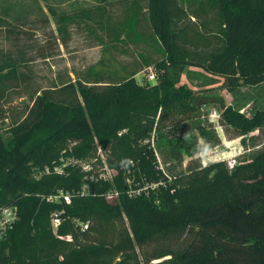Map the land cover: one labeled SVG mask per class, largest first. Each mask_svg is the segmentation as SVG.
Instances as JSON below:
<instances>
[{
	"label": "trees",
	"instance_id": "obj_1",
	"mask_svg": "<svg viewBox=\"0 0 264 264\" xmlns=\"http://www.w3.org/2000/svg\"><path fill=\"white\" fill-rule=\"evenodd\" d=\"M129 8L134 18L105 28L112 40L123 41L125 33L135 46L151 41L162 53L154 62L155 83L136 79L151 67L145 59L149 67L138 65L127 76L59 78L36 87L11 139L0 132V203L18 206L17 219L0 236V264H264V147L234 168L224 160L197 163L193 157L222 138L203 112L205 96L181 81L191 66L223 78L234 95L231 104L221 103L224 131L233 129L232 138L244 143L262 132L264 0H130ZM7 12L0 13V30L16 50L0 45V115L30 79L24 67L60 51L54 38L29 56ZM67 19L58 20L64 46ZM249 96L254 102L242 111L240 101ZM152 140L179 172H165ZM99 146L117 170L112 183L92 180L85 192L81 167L55 170L62 153L88 159ZM128 176L163 183L131 193ZM55 213L63 218L56 233ZM124 214L134 241L121 232ZM150 243L157 247L143 260L137 246Z\"/></svg>",
	"mask_w": 264,
	"mask_h": 264
},
{
	"label": "rangeland",
	"instance_id": "obj_2",
	"mask_svg": "<svg viewBox=\"0 0 264 264\" xmlns=\"http://www.w3.org/2000/svg\"><path fill=\"white\" fill-rule=\"evenodd\" d=\"M182 1L185 3L186 0ZM129 6L130 0H0V13L4 10L8 11V19L13 22L17 30L20 46L28 52L29 56H35L34 58H36L40 52L45 51L44 46L47 45L46 41L48 39L53 40L56 38L55 44L60 46V51L57 49L51 50L54 53L53 57L46 60L42 58L35 59L29 63V67H24V70L30 75V79L22 88L15 91L17 93L12 94L14 96L11 103L6 104L5 113L0 115V132L7 140L12 138V127L16 121L22 119L27 104L31 103L30 95L38 86H52L59 78L68 80L70 76L73 80H76L91 73L114 71L127 76L138 65L143 64V69L149 67L145 60L151 64V68L156 69L154 62L162 57V53L158 52L151 41L146 43L141 40L140 46L137 47L131 43V38L126 37L125 33H123V41L112 40L113 31L109 35L108 30L105 28L107 23L114 26V24L128 22L131 19L128 14L132 11ZM100 12H102V15ZM62 17L68 18L64 22L67 29L65 46L62 44V36L58 32V20ZM4 35L5 33L0 30V45L6 49L12 47V42L5 40ZM12 49L16 50L14 47ZM47 52H50V50H47ZM136 78L140 79L141 76ZM155 81L156 79L150 84L155 83ZM181 81L191 86L197 95L205 96L204 98L209 103L203 106V112L214 122L222 138L220 145L203 148L198 155L193 157L197 160V163L204 166L219 160L226 161L227 158L241 152L237 156V160L242 162L250 154L252 155L264 147V130L262 132L258 130L252 132L246 137L244 143L240 139L241 137L232 138L233 129L226 133L219 124L218 117L221 116L222 111L221 103L229 105L234 99L233 93L224 86L223 78L209 77L202 74L199 68L191 66L190 72L184 73ZM243 90H249L253 94L258 92L256 87L250 89L243 87ZM243 98L240 101L244 104L242 111H247L253 104L254 98L250 96ZM252 136H255V138ZM76 143L77 141L70 142L69 148H72ZM150 148L153 149L159 164L165 169V172L175 174L180 171V167H174L171 165V161L167 164L164 162V155L160 150L158 151L154 140H152ZM96 156L83 159L62 153L55 170L62 172L64 167L70 164L81 167L83 171L87 172L83 179L85 192L88 191L89 182L92 180L98 179L112 183L117 175V170L109 166L106 153L100 146ZM189 160L190 157H186L182 169L186 168ZM39 173L43 174L42 171L36 170V175L39 176ZM46 173H48V170ZM125 182L131 193H140L149 189L154 190L163 183L161 179L159 181H146L145 178L137 180L134 176H128ZM52 197L56 199L59 198V195ZM8 209L13 211L12 216L8 211H5ZM17 217L18 206L0 203V236L12 227ZM57 217L60 218L59 224L55 220ZM62 222L63 218L60 214L55 213L52 215L50 225L55 233ZM80 224L85 225L83 222ZM120 228L125 238L135 240L132 224L125 214L122 215ZM62 238L72 241V235H66ZM156 247V243H150L137 246V250L144 260L146 255L154 253ZM158 261L160 259L153 262Z\"/></svg>",
	"mask_w": 264,
	"mask_h": 264
},
{
	"label": "built area",
	"instance_id": "obj_3",
	"mask_svg": "<svg viewBox=\"0 0 264 264\" xmlns=\"http://www.w3.org/2000/svg\"><path fill=\"white\" fill-rule=\"evenodd\" d=\"M138 76H141V78H142V79L141 78L140 79L139 78H136L138 80V82L141 83V84H143L145 82H152V81H154L156 79L155 69H153V68L150 67L148 70L142 71V72H140L139 74L136 75V77H138ZM218 118H220V117H218ZM240 154H235V155L231 156L230 158H227L226 162H227L229 168H234L238 164L237 156H239ZM5 211H8V213L11 216L13 215V211L12 210L8 209V210H5ZM55 220H56V222L58 224L60 223V218L59 217H57ZM86 227H87V225L85 224L84 225V228H86Z\"/></svg>",
	"mask_w": 264,
	"mask_h": 264
},
{
	"label": "crops",
	"instance_id": "obj_4",
	"mask_svg": "<svg viewBox=\"0 0 264 264\" xmlns=\"http://www.w3.org/2000/svg\"><path fill=\"white\" fill-rule=\"evenodd\" d=\"M143 3H145L144 1H143ZM145 11V10H144ZM128 17H130V18H134L135 17V13L133 12V11H130V13L128 14ZM194 19V18H193ZM232 100V99H231Z\"/></svg>",
	"mask_w": 264,
	"mask_h": 264
}]
</instances>
